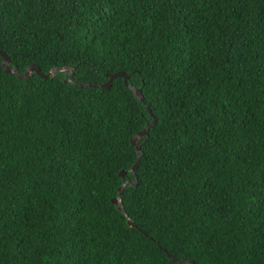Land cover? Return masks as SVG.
<instances>
[{"label":"trees","instance_id":"16d2710c","mask_svg":"<svg viewBox=\"0 0 264 264\" xmlns=\"http://www.w3.org/2000/svg\"><path fill=\"white\" fill-rule=\"evenodd\" d=\"M0 51L155 118L134 174L121 77L0 57V264H264V0H0Z\"/></svg>","mask_w":264,"mask_h":264},{"label":"water","instance_id":"95a60500","mask_svg":"<svg viewBox=\"0 0 264 264\" xmlns=\"http://www.w3.org/2000/svg\"><path fill=\"white\" fill-rule=\"evenodd\" d=\"M0 57L2 58L1 60V67L3 69V71L5 73H10L15 75L17 78L21 79V80H26L30 74L32 72H34L37 76H39L40 78L43 79H49L50 77L54 76L57 72H63L64 73V82H69L73 85H75L76 87L79 88H83V87H93V88H98V89H107L110 87L111 81L115 78V77H121L123 79V83L124 86L129 88L132 91L133 96L139 100L140 102H142L143 104H145L144 99H143V95L141 93V89L138 87H134L131 84L128 83V75L125 74L123 71H118L112 74H107V81L101 84H92L90 82H75L72 81L70 76H68V74H73L74 69L71 66L65 65L62 67H52L47 73H42L40 71V69L33 63H30L29 65H27V67L25 68V70L23 72H19L14 66H10V59L8 57V55L3 52L0 51ZM145 107L148 111V113L152 116V121L151 122H147L146 125L137 133H135L131 138H130V143L131 145L134 146L137 157L136 160L133 164V166L131 167V172H133L135 174L136 172V168L138 166L139 163V159H140V155H141V144L144 143L148 137H149V128L155 123V118L153 117L149 107L145 104ZM145 137V139L141 142V144H139V140ZM120 177H124V172L121 171L120 172ZM130 183L131 185H135L136 182L132 181L130 179H126L125 181H123V183L118 187L117 189V195L116 197L111 199V203L116 207V209L121 212L125 219L126 222L128 224V226L132 227V228H136L139 231H141L142 233H144L141 229H139L136 224L129 218V216L126 214L125 210H124V206L122 204V200H121V195H122V191L124 186ZM160 249H162V251L164 253H166L167 257L171 260V261H177L179 263L183 262L185 264H193V261L191 260H187L185 258H180V259H176L174 258L172 255H170L169 253L166 252L165 249H163L162 247L159 246Z\"/></svg>","mask_w":264,"mask_h":264}]
</instances>
